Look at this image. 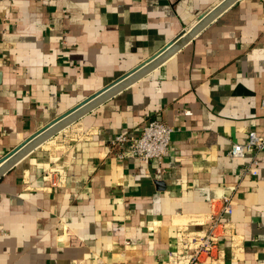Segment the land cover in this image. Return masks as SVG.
Returning a JSON list of instances; mask_svg holds the SVG:
<instances>
[{
    "label": "crops",
    "instance_id": "obj_1",
    "mask_svg": "<svg viewBox=\"0 0 264 264\" xmlns=\"http://www.w3.org/2000/svg\"><path fill=\"white\" fill-rule=\"evenodd\" d=\"M218 0H0V159L173 40ZM264 0H238L148 75L0 178V264H175L231 197L222 258L264 264ZM190 115H185V112ZM173 128L158 163L107 141ZM207 264V263H205Z\"/></svg>",
    "mask_w": 264,
    "mask_h": 264
},
{
    "label": "built area",
    "instance_id": "obj_2",
    "mask_svg": "<svg viewBox=\"0 0 264 264\" xmlns=\"http://www.w3.org/2000/svg\"><path fill=\"white\" fill-rule=\"evenodd\" d=\"M185 115H190V112L186 111ZM173 132V128L162 121H148L137 136L119 133L109 139L108 155L120 160L130 158L144 163L149 161L160 163L167 154ZM262 151H264V135L259 136L250 132L244 144L231 146L227 157L234 160L249 157V163L244 167L242 174L255 177L258 174L257 154ZM211 206L213 210L207 216L209 222L207 229L197 235L189 236L192 242L191 251L175 264L217 263L222 258L221 252L218 251V233L232 225V198L227 196L214 200Z\"/></svg>",
    "mask_w": 264,
    "mask_h": 264
},
{
    "label": "water",
    "instance_id": "obj_3",
    "mask_svg": "<svg viewBox=\"0 0 264 264\" xmlns=\"http://www.w3.org/2000/svg\"><path fill=\"white\" fill-rule=\"evenodd\" d=\"M236 1L218 0L158 52L31 135L0 159V178L34 149L162 65Z\"/></svg>",
    "mask_w": 264,
    "mask_h": 264
}]
</instances>
